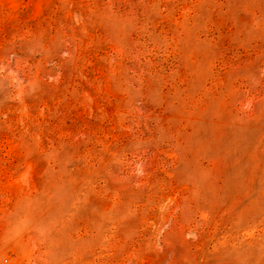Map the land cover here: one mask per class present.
Wrapping results in <instances>:
<instances>
[{
    "label": "rangeland",
    "instance_id": "1",
    "mask_svg": "<svg viewBox=\"0 0 264 264\" xmlns=\"http://www.w3.org/2000/svg\"><path fill=\"white\" fill-rule=\"evenodd\" d=\"M0 264H264V0H0Z\"/></svg>",
    "mask_w": 264,
    "mask_h": 264
}]
</instances>
